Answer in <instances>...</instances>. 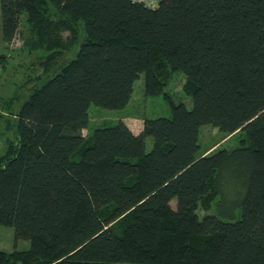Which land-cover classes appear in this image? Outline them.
<instances>
[{"label": "trees", "instance_id": "obj_1", "mask_svg": "<svg viewBox=\"0 0 264 264\" xmlns=\"http://www.w3.org/2000/svg\"><path fill=\"white\" fill-rule=\"evenodd\" d=\"M1 16L8 44L24 20L43 72L0 103V227L30 245L0 264H264V0H1ZM141 78L171 117L84 136L90 107L124 110ZM206 125L243 139L201 154Z\"/></svg>", "mask_w": 264, "mask_h": 264}, {"label": "rangeland", "instance_id": "obj_2", "mask_svg": "<svg viewBox=\"0 0 264 264\" xmlns=\"http://www.w3.org/2000/svg\"><path fill=\"white\" fill-rule=\"evenodd\" d=\"M24 20L21 25V35H27V27L24 25ZM18 36L12 43L8 44L3 41L2 37V16H1V0H0V53L7 54L2 65L0 62V103L1 99L13 96L15 90L24 83L26 85L28 78H35L39 76L43 70L37 67L38 55L30 56L28 51L24 49V38ZM69 33H65L67 38ZM8 48V49H7ZM75 53L70 54L69 59L75 57ZM185 78L182 73L174 75L172 82L167 88L172 100L175 103H183L188 109L193 107L192 98L184 94L183 86ZM30 85V84H28ZM24 88V87H23ZM23 94V93H22ZM24 95V94H23ZM3 104V102H2ZM17 102L14 104L17 107ZM3 112L0 106V112ZM3 118H0V154L6 150V139L8 138V113H3ZM172 115L169 101L164 96L150 97L146 96L143 88V78L135 83L134 93L129 105L122 111H110L92 105L89 110L90 124L88 129L82 133L84 136L101 125H114L119 120L126 121L131 125L134 132L140 131L144 124L145 118H170ZM10 122V121H9ZM243 137L240 134L227 136L221 133L218 129L211 125L202 127L199 144L201 147L200 153L209 151L210 149H231L238 146ZM152 149V140H147V152ZM78 156H74V160H79ZM173 207L176 206V201L172 202ZM203 214V213H200ZM30 247L27 241H18L15 243L14 229L10 227H0V250L12 252L15 249L26 250Z\"/></svg>", "mask_w": 264, "mask_h": 264}, {"label": "built area", "instance_id": "obj_3", "mask_svg": "<svg viewBox=\"0 0 264 264\" xmlns=\"http://www.w3.org/2000/svg\"><path fill=\"white\" fill-rule=\"evenodd\" d=\"M135 2L143 3L145 6L151 9H156L159 7L161 0H134Z\"/></svg>", "mask_w": 264, "mask_h": 264}, {"label": "crops", "instance_id": "obj_4", "mask_svg": "<svg viewBox=\"0 0 264 264\" xmlns=\"http://www.w3.org/2000/svg\"><path fill=\"white\" fill-rule=\"evenodd\" d=\"M124 122L126 123V121H124ZM127 126L134 132V130L132 129L131 125L127 124ZM143 129H144V124L142 125V128L140 129V131L134 132V133L138 135V134H140L143 131ZM212 150H213V148L210 149L209 151H212Z\"/></svg>", "mask_w": 264, "mask_h": 264}]
</instances>
